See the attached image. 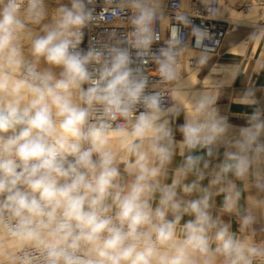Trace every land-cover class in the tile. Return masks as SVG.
<instances>
[{"label":"clouds","instance_id":"1","mask_svg":"<svg viewBox=\"0 0 264 264\" xmlns=\"http://www.w3.org/2000/svg\"><path fill=\"white\" fill-rule=\"evenodd\" d=\"M122 11L129 32L85 45L95 0H0V264H264V106L166 105L137 60L174 84L183 41L153 51L156 0Z\"/></svg>","mask_w":264,"mask_h":264},{"label":"built area","instance_id":"2","mask_svg":"<svg viewBox=\"0 0 264 264\" xmlns=\"http://www.w3.org/2000/svg\"><path fill=\"white\" fill-rule=\"evenodd\" d=\"M255 7L258 8L259 19L253 22V19L243 21L232 16H221V0H193L189 7H185L183 0H161L156 4L158 9L155 30L158 35V41L153 44L155 51L160 47L167 46L168 42L174 38L183 41L182 54L178 58L179 68L187 65L191 69H201L200 57L195 55L186 56L184 51L191 49L196 52L210 54L213 60L221 51L226 36L236 31L240 26L254 28L256 24L264 25V0H253ZM119 0H95V12L98 13L91 30L86 32L84 44L89 40L95 42L102 38L106 39L110 34H123L130 31L127 11L114 14ZM253 5L249 2L242 3L240 10L243 14H250L253 11ZM183 16L188 21L187 24L181 22L178 17ZM198 27L206 30L211 39L205 38L203 45L195 46V38L192 36V28ZM218 41V43H216ZM206 64V63H205ZM204 65V64H203ZM137 66L144 75L149 77L150 85L162 92L164 103L170 106L172 102L173 84L161 82L159 74L156 71V65L151 56L146 55L137 60Z\"/></svg>","mask_w":264,"mask_h":264},{"label":"bare ground","instance_id":"3","mask_svg":"<svg viewBox=\"0 0 264 264\" xmlns=\"http://www.w3.org/2000/svg\"><path fill=\"white\" fill-rule=\"evenodd\" d=\"M192 1L183 0L184 6L189 7ZM245 2H249L251 5L254 4L253 0H221V16L228 15L243 21L253 19V22H257L260 16L255 5H253V11L250 14H243L239 9L240 5ZM159 3H161V0H156V4ZM184 53L186 56L199 55L200 58L204 57L206 60L211 57L208 53L196 52L191 49H186ZM252 58H256L259 65L264 61V27L259 24H256L255 29L236 45L220 52L204 75L200 76L201 70L199 68L191 69L187 65L180 67V79L173 84L170 106L186 111L194 96L202 92H208L216 96V90L212 91L209 88L211 85L219 83L238 84ZM224 69L228 71H224ZM232 73L236 74L234 82ZM181 113L184 117V112Z\"/></svg>","mask_w":264,"mask_h":264},{"label":"crops","instance_id":"4","mask_svg":"<svg viewBox=\"0 0 264 264\" xmlns=\"http://www.w3.org/2000/svg\"><path fill=\"white\" fill-rule=\"evenodd\" d=\"M245 28L246 31L239 36L233 42L226 43V38L231 34H228L222 45V52L228 48L236 45L242 39L250 34L252 27L240 26L236 31H239L241 28ZM234 31V32H236ZM233 33V32H232ZM226 44V46H225ZM224 46V48H223ZM252 58L250 63L245 70L244 74L241 77V80L238 84L235 85H222L217 87L216 90V106L219 108L221 115L228 117V120L233 125H243L247 119V114L251 113L253 109L251 107H245L241 105L240 97L244 94L247 88L253 89L256 93L257 99L260 101V104L264 106V61L261 65L257 64V59ZM205 65V64H204ZM204 65L201 66L203 69ZM200 69V70H201ZM201 76V71H200ZM175 122L173 125H177L183 122V115L180 113L177 117L174 118ZM176 139L180 140L181 137L177 132ZM179 157H177V162ZM206 183V182H205ZM220 198H217V205H219ZM241 204H244V201H241ZM222 219L225 221L231 220L233 224V230H236V220L234 217L223 216Z\"/></svg>","mask_w":264,"mask_h":264},{"label":"rangeland","instance_id":"5","mask_svg":"<svg viewBox=\"0 0 264 264\" xmlns=\"http://www.w3.org/2000/svg\"><path fill=\"white\" fill-rule=\"evenodd\" d=\"M262 27H264V25H262ZM254 29H255V27L252 28L251 30L253 31ZM245 31H246V29L242 27L239 31H236V32L231 33V34L226 38V43H228V42H233V41L236 40L239 36H241ZM225 46H226V44H225ZM223 48H224V46H223ZM220 52H222V50H221ZM195 56H197V55H195ZM198 57H200V56L198 55ZM216 58H217V56H216L214 59H216ZM214 59H213V60H214ZM213 60H210V61L206 62V64L204 65L203 69H201V76L204 75V74L206 73V71L208 70V68H209L210 65L212 64ZM222 85H232V84H225V83H221V84H220V83H219V84L211 85L209 88H210L212 91H215V89H216L217 87L222 86ZM173 122H175V119L173 120Z\"/></svg>","mask_w":264,"mask_h":264}]
</instances>
